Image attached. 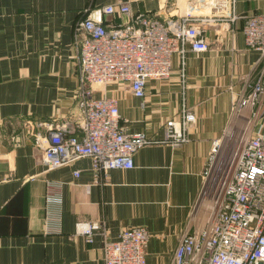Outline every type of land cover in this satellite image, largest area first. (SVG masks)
<instances>
[{
  "label": "crops",
  "instance_id": "0c3cea01",
  "mask_svg": "<svg viewBox=\"0 0 264 264\" xmlns=\"http://www.w3.org/2000/svg\"><path fill=\"white\" fill-rule=\"evenodd\" d=\"M121 2L133 13L160 18L185 12V0H0V264H99L104 241L133 225L150 232L145 264H170L181 237L208 221L210 199L202 187L212 140L229 136L235 143L259 127L250 108L232 109L264 64L260 52L246 46L238 19L204 26L209 48L173 54L168 77L148 80L142 98L123 83L97 89L117 98L122 127L155 139H163L167 119L189 107L195 120L184 143L146 144L135 151L131 168L99 175L89 157L47 169L36 145L47 129L34 123L79 111L75 26ZM234 5L238 14H264V0ZM102 20L122 18L104 14ZM82 221L99 222L103 233L88 240L76 232Z\"/></svg>",
  "mask_w": 264,
  "mask_h": 264
},
{
  "label": "built area",
  "instance_id": "2783aa9c",
  "mask_svg": "<svg viewBox=\"0 0 264 264\" xmlns=\"http://www.w3.org/2000/svg\"><path fill=\"white\" fill-rule=\"evenodd\" d=\"M235 0H185V12L160 18L158 13H133L127 2L107 4L98 15L86 16L75 26L77 37L78 108L66 120H39L36 127L47 134L36 141L47 169L89 157L95 175L113 168H131L135 151L153 142L179 146L187 140L194 112L183 105L164 123L163 139L144 131L127 130L119 123L118 101L98 87L127 85L135 98L145 95L148 80L168 77L171 57L183 58L189 47L205 51L204 26L227 25L243 20L247 47L264 57V14H238ZM104 14H118L122 21L106 22ZM250 108L259 127L213 139L208 151L202 193L209 195L206 225L185 233L176 245L170 264H264V64L246 84V92L232 100V109ZM263 122V123H262ZM77 176V170L73 171ZM76 232L88 240L99 232L97 221L76 223ZM150 232L143 225L121 230L103 243L99 264H145Z\"/></svg>",
  "mask_w": 264,
  "mask_h": 264
},
{
  "label": "water",
  "instance_id": "95a60500",
  "mask_svg": "<svg viewBox=\"0 0 264 264\" xmlns=\"http://www.w3.org/2000/svg\"><path fill=\"white\" fill-rule=\"evenodd\" d=\"M261 264V263H260Z\"/></svg>",
  "mask_w": 264,
  "mask_h": 264
}]
</instances>
